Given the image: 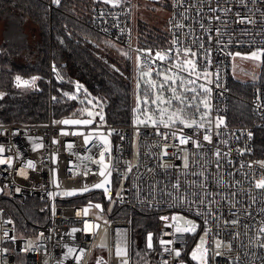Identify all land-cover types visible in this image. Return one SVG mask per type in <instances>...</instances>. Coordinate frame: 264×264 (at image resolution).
I'll use <instances>...</instances> for the list:
<instances>
[{"label":"built area","instance_id":"built-area-1","mask_svg":"<svg viewBox=\"0 0 264 264\" xmlns=\"http://www.w3.org/2000/svg\"><path fill=\"white\" fill-rule=\"evenodd\" d=\"M164 1L168 40L153 50L135 42L127 0L94 3L83 19L136 62L128 123L107 122L108 97L51 61L47 74L11 76L14 86L46 82L48 111L44 122H0V187L14 201L39 203L48 217L18 234L0 207V264H128L130 218L111 214L116 203L158 212L149 264H264V188L256 186L264 159L251 155L252 126L226 121L232 55L260 53L264 72V0ZM61 2L45 0L49 14ZM54 81L78 104L59 119ZM247 101L255 118L264 117V87H252ZM68 117L92 123L62 124ZM90 192L101 200L68 202ZM100 227L105 247L97 250Z\"/></svg>","mask_w":264,"mask_h":264},{"label":"trees","instance_id":"trees-1","mask_svg":"<svg viewBox=\"0 0 264 264\" xmlns=\"http://www.w3.org/2000/svg\"><path fill=\"white\" fill-rule=\"evenodd\" d=\"M102 0H62L49 14L45 0H0V22L4 25L0 42V122L38 123L47 119V83L39 80L33 86H14V73L47 74L49 62L70 80L85 83L95 93L108 97L107 122L128 123L134 104L135 80L128 55L116 51L104 38L83 24L89 7L94 3H111ZM168 11V3L159 1ZM158 2V3H159ZM33 25L24 32V24ZM160 24V25H158ZM135 21V42L142 48L155 49L167 44V18L162 23ZM8 27V28H7ZM8 29V31H7ZM31 39L27 40L26 36ZM111 44V43H110ZM127 53V52H126ZM231 95L226 121L234 125H250L253 131L252 156L264 159V117L253 116L248 104L251 89L264 87V72L255 79L238 80L229 74ZM57 100L53 104L56 119L71 114L78 104L70 97L69 88L54 81ZM97 192L68 199L82 203L99 201ZM0 207L7 209L18 234H31L46 224L48 212L34 201L17 202L4 192L0 193ZM157 211L116 203L111 212L116 216H129L128 264H149L154 249L146 248V235L155 234L158 227Z\"/></svg>","mask_w":264,"mask_h":264},{"label":"rangeland","instance_id":"rangeland-1","mask_svg":"<svg viewBox=\"0 0 264 264\" xmlns=\"http://www.w3.org/2000/svg\"><path fill=\"white\" fill-rule=\"evenodd\" d=\"M102 1H115L118 2L120 0H102ZM130 4V7L132 9L131 14V24L134 26L135 21L138 19H142L146 22L158 24L165 21L168 15V11L160 5L161 0H127ZM159 2V3H158ZM160 25V24H158ZM33 25L31 24H24L23 29L24 32H28L29 27L31 28ZM8 28V27H7ZM3 30L4 25L0 22V42L3 39ZM8 31V29H7ZM27 40H30V35L26 36ZM108 42V41H107ZM108 46L112 47L114 50H111L112 52L109 53L110 55L114 56L116 55V51L122 54L125 53V55H128V59L130 61L131 69L133 72H135L136 69V62L133 60L132 56L129 53H126V50L115 45L108 43ZM252 51H245L242 54H233L230 61V73L233 76V78L238 80H251L255 79L260 71L261 68V55L260 53H257L259 58L253 59L251 58ZM135 91H137V88H135ZM135 93V92H134ZM175 217L177 219H180L181 221H185L186 217H184L180 212L175 213ZM105 230L103 227H100L98 231L96 232V235L94 237L93 246L98 249H103L105 247ZM198 245L194 246V250L191 251L190 256L193 258V253H196V259H200V252L199 248L203 244L202 239L197 242ZM198 246V247H197Z\"/></svg>","mask_w":264,"mask_h":264},{"label":"snow or ice","instance_id":"snow-or-ice-1","mask_svg":"<svg viewBox=\"0 0 264 264\" xmlns=\"http://www.w3.org/2000/svg\"><path fill=\"white\" fill-rule=\"evenodd\" d=\"M57 2H58V0H57ZM237 55H239L238 53H237ZM164 57L163 56H160V59H163ZM251 58H253V59H258L259 58V56H258V54L257 53H252V55H251ZM189 64H191L192 62L191 61H189L188 62ZM17 79H19V78H17ZM206 91H207V89H206ZM222 122V121H221ZM63 123H65V124H67V123H70L69 121H64ZM71 123H87V121H72ZM165 126H167V125H165ZM204 139L205 140H209L210 138L208 137V136H205L204 137ZM187 141L186 140H181V143H186ZM0 162H2V161H0ZM29 167H32V165H31V163H29ZM101 175H103V173H101ZM258 188H264V181H261L260 183H258L257 185H256ZM96 187H103V185L102 184H98V185H96ZM85 190H87V189H85ZM67 195H71V194H73V193H66ZM97 207H99V205H97ZM186 231H195V226L193 225L191 228H188V229H185ZM177 231H180V229H177ZM151 239V237H149V240ZM149 247H151V244H149ZM72 251V249H69V252H71ZM119 254V253H118ZM179 252H176V255L177 256H179ZM193 258L194 259H196L197 257H196V253L194 252L193 253Z\"/></svg>","mask_w":264,"mask_h":264},{"label":"water","instance_id":"water-1","mask_svg":"<svg viewBox=\"0 0 264 264\" xmlns=\"http://www.w3.org/2000/svg\"><path fill=\"white\" fill-rule=\"evenodd\" d=\"M64 121H69L70 123H67L69 125H89L92 123V120L89 119V118H78V117H68V118H63L61 120V123L62 124H65L63 123ZM72 121H87V123H71ZM0 193H2V188L0 187ZM99 205V207H97L99 210L102 208V205L101 203H96V206ZM149 237H151V239L149 240ZM153 233L152 232H149L147 233L146 235V248L147 249H152L153 248ZM149 244H151V247H149Z\"/></svg>","mask_w":264,"mask_h":264}]
</instances>
